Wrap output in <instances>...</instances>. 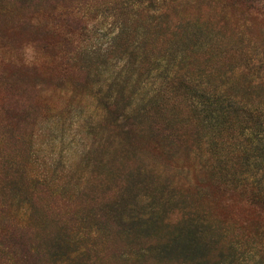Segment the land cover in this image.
<instances>
[{"label": "rangeland", "instance_id": "rangeland-1", "mask_svg": "<svg viewBox=\"0 0 264 264\" xmlns=\"http://www.w3.org/2000/svg\"><path fill=\"white\" fill-rule=\"evenodd\" d=\"M158 10L0 0V264H264V203L248 195L263 183L234 187L264 173L263 118L245 137L236 108L264 103V72L248 70L264 58V14L245 0H179L166 35ZM218 37L220 57L206 49ZM180 49L195 58L183 68L191 98L228 84V114L205 118L189 98L172 108L162 89L159 112L116 120L105 103L146 101ZM247 74L258 85L245 89ZM160 112L170 135L155 129ZM132 124L143 131L125 134Z\"/></svg>", "mask_w": 264, "mask_h": 264}, {"label": "trees", "instance_id": "trees-1", "mask_svg": "<svg viewBox=\"0 0 264 264\" xmlns=\"http://www.w3.org/2000/svg\"><path fill=\"white\" fill-rule=\"evenodd\" d=\"M235 0H231V2H234ZM246 3L250 5L251 7L256 9V12L260 15L264 14V0H245ZM147 6L153 7L156 9L155 12L159 11L158 9L162 10V12H158V14L154 15L153 18H155L157 21L154 22L153 19L152 22H154V25H157L161 28L162 32L167 35L168 30H176L177 29V23H172L169 18V13L168 9L169 7H173L175 5H178L179 0H146ZM156 7V8H155ZM223 21V19H222ZM150 22V26H151ZM178 31V30H177ZM174 31V32H177ZM220 37H223L222 34H219ZM218 37L216 39V43H214V40L210 46H208L206 49L212 50L214 54L220 57L221 54H223V49H222V40L221 38ZM214 48V49H210ZM264 55V51L263 54ZM193 55H190L189 53L185 52L183 49L175 51L173 54V58L171 61L168 62V68L165 69V75L167 78L170 79L169 82H167L162 88L159 85L156 89H154V92L152 95L143 103L140 105H137V107H134L131 109V104L126 103L122 104L120 101L122 100L120 97L118 98L117 102L114 103H105V106H110L113 113H115V118L116 120L119 121V119L125 118L124 120H129V121H134L140 120L142 116L145 114H148L150 112L152 113H157L160 111V102L157 99V95L154 96V94L162 89H165L166 92H171L172 93V99L174 104H171L170 106L173 108V105H179L181 102H186L187 99L191 100V103L193 104H188L189 107L194 108V106L198 109V114H202V116L206 117H213L216 119H219L220 112H224L228 114V112L225 110L226 108L233 107L235 105V102L227 97L226 95V90L229 88L228 84H221V85H213L210 87L211 91L207 93H200L197 92L195 95L192 96L191 98V92L193 89V78L187 74V72H183V68L185 67H190L193 65L195 58L192 57ZM257 57L252 58L251 61H249L250 66L249 69H254L255 72L263 73L264 72V58L263 59H257ZM164 59V58H163ZM248 66L247 64H243L242 66H239V71L238 73L242 74L243 72L246 71V68ZM203 72H199V74H202ZM229 73V72H226ZM201 82V81H200ZM204 82V81H203ZM246 82V85L244 86ZM243 87L245 89H248L250 87H253L254 85H258V81L255 82V84H252V81L249 80L248 74L246 76V80L243 81L242 83ZM224 89V90H222ZM225 96V97H222ZM194 97L198 98L197 100H194ZM125 100V98H123ZM186 101H185V100ZM236 108L239 109L241 114L243 115V128L242 130L245 131V137H246V130L249 127H252L251 123L255 121V119L262 117L263 119L259 122V124H262V121H264V103L259 104V105H254L252 102H248L247 100L245 102L240 103V101H237ZM155 109V112L153 111ZM162 109L164 108V105L162 106ZM157 118L159 121L156 123H153L155 125V129L160 133H166L169 130V124H168V118L162 117V112L158 113ZM229 121L230 118L232 117L231 115H227ZM226 117L224 121H222L221 128H224L226 125ZM218 123V122H217ZM128 127V129L124 132L125 134H130L133 131L135 134H140L143 131V127L141 126H135L133 127ZM121 127L122 130L124 129L123 124L119 125L115 123V127ZM220 128V129H221ZM152 130V129H151ZM150 130V131H151ZM168 135L170 133L168 132ZM246 145H249V142L247 138L245 139ZM245 152V149H244ZM264 162V159H263ZM264 167V166H263ZM235 182L237 185L234 187H238L241 190H248V187L251 185H255V183L261 187V183H263L262 186H264V173L261 174V178L255 181L254 176H240L236 177ZM249 199L253 202L257 203H264V189L261 187L260 189L257 188V190H250L248 192ZM179 236V233L177 234Z\"/></svg>", "mask_w": 264, "mask_h": 264}]
</instances>
